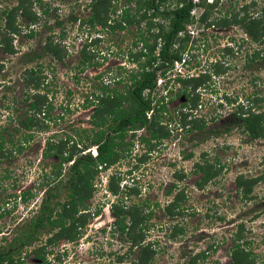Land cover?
I'll return each mask as SVG.
<instances>
[{
  "label": "rangeland",
  "instance_id": "374dc122",
  "mask_svg": "<svg viewBox=\"0 0 264 264\" xmlns=\"http://www.w3.org/2000/svg\"><path fill=\"white\" fill-rule=\"evenodd\" d=\"M15 1L0 0V12L3 8L9 9ZM24 1L28 3V9L40 12L35 0ZM41 1L46 3L45 7L50 13L45 17L53 15L49 19L53 32L39 27V37L36 35L28 38L25 34H17L13 37L17 54L11 56L0 51V61L5 60L4 69L0 71V135L6 139L5 152L0 153V213L11 210L9 214L0 216V231L3 232H0V237H5L7 242L20 227V223L22 225L29 221L36 213L44 196L42 193L45 186L40 184L47 180L46 175L52 171L57 160L56 156L42 155L45 141L54 143L70 135L79 139L85 132L92 133L96 129L91 124V107H84L85 98L101 82L119 86L114 80L124 78L130 67H134L130 53L139 49V44L133 43L132 39L136 37L138 27L140 31L146 28L144 21L124 29L101 25L90 27L86 22L89 0ZM124 1L118 0V3L122 5ZM174 1L169 0L161 7H171ZM130 2L134 7V0ZM202 10L199 5L193 9L195 18ZM39 15L42 19L45 18ZM54 16L59 18L57 20L61 25L54 24ZM259 16L263 23L264 0H218L210 17L214 24L208 28L196 23L188 27L194 36V41L184 55L188 60L184 62V67L176 65L165 77H159L160 83L157 81V88L152 92V96L167 108V113L158 114L159 119L164 122L161 131L171 129L168 137L151 145V153L143 154L140 160L125 156L120 158L119 163L92 179L90 189L93 188V192H90V198L79 206L82 209L80 212L69 214V220L66 221L75 218V223L67 228V239L62 236L55 244L45 245L44 249L49 251L47 255L50 264H135L139 254L149 248L151 264H187L204 250L209 251L205 254L207 257L196 259L194 264H232L231 253L236 242L244 244V249L251 253L253 264H264V179L254 184L252 198L247 201L242 199L234 184L238 173L244 176L264 175V131L257 138H251L241 127L234 126L232 121L236 104L243 101L246 95L251 96L250 101L260 98L258 110L264 116V41H251L239 23L241 18L257 19ZM72 17L77 20L73 21ZM15 22L12 19V23ZM226 22L230 24L224 25ZM60 33L63 35L62 41L57 38ZM48 35L63 43L62 47L67 52L63 61H56L45 52L40 54L38 46ZM224 45H229L230 49L225 51ZM82 46L87 54L92 55L91 63L79 62L77 55ZM32 49L38 50L37 64L43 70L40 74L47 71V79L42 78L41 81H45L42 86L48 92V100L53 102L51 119L43 121L47 123V128H40L38 131L36 128L32 129V139L26 142L20 152H13L7 157L9 145L15 144L9 140H16L21 131H24L21 128L17 130L16 127L29 114L26 111L27 71L24 68L32 63H21L18 55L21 51L28 52ZM257 49L262 51V60L248 62V55ZM6 57H10L8 61ZM214 63H217L219 73L209 75V88L200 97L201 107L197 108V114L208 119L213 128L223 124L229 130L214 136L207 130L188 133L175 129L178 125L170 120L169 115L175 117V110L184 101L179 94L180 87L175 76L177 73L185 76L187 73L196 75L203 70L211 71ZM136 138L129 136V133L125 136V141L133 139L132 155L140 154L143 147H147L142 146ZM93 147L90 146V149ZM88 150L89 148L85 151ZM202 151H208L207 157L211 161L215 157L219 158L225 167L217 177L201 182L198 186L194 184L199 174L193 171V162L199 159ZM190 152H193L194 157H187ZM70 163L62 166L60 201L67 199L65 181L69 177ZM110 173L114 174L111 185L117 190L115 195L108 190L110 184L107 182V175ZM118 175L122 178L120 183H123V187L118 184ZM179 176L181 178L177 180ZM55 182V178L50 176L49 187H56ZM172 182L183 189L179 203L184 208L171 220L163 214L162 208L172 198L163 192ZM33 184H37L34 196L27 201L19 200V191L31 188ZM111 198L117 201L116 207L120 212L123 211L122 206L129 207L132 203L137 204L138 210L143 214L152 209L153 215L143 222L146 226L149 225V229L139 230L135 226L122 234L112 226L110 230H104V233L94 234L93 227H99L103 223L108 225L107 220L112 219V215L108 216L103 210ZM82 220L84 223L81 225ZM176 221L184 225V232L176 238H170V226ZM16 223L18 225L14 228ZM238 223H243L240 236H236ZM84 233L89 234V240L84 239ZM47 236L46 231L40 232L38 241H33V246L27 250L23 249L19 256L22 264H36L39 261L32 256L30 249L44 243ZM130 239H133V243ZM2 241L0 240V244ZM211 244H216V247L211 248L212 251Z\"/></svg>",
  "mask_w": 264,
  "mask_h": 264
},
{
  "label": "trees",
  "instance_id": "16d2710c",
  "mask_svg": "<svg viewBox=\"0 0 264 264\" xmlns=\"http://www.w3.org/2000/svg\"><path fill=\"white\" fill-rule=\"evenodd\" d=\"M130 1L125 0L122 5L118 3V0H89L87 3L89 15L86 22L89 23L90 27L101 25V27H111L112 29H124L132 23L139 25L140 22L144 21L146 28L144 31H140V27H138L139 30L136 36L139 35V38L134 41L135 43L140 42L141 47L136 52L130 53L136 67L130 68L124 78L120 77L116 81L114 80L116 85L120 84L122 87L109 86V82H101V85L91 92L94 101L91 99L88 103L94 102L97 105L91 114L92 124L96 127L92 133L85 132L79 139L74 138V135H70L54 143L49 140L45 141L44 156L55 154L59 157V161L53 165L52 171L46 175L47 180L40 184L45 186V190L39 205L38 215L36 218L31 219L28 226L23 229L21 239L13 238L10 243V250L0 249V264H19L15 258L18 244L21 246L30 244L35 234L41 231L42 228L47 226L51 228L58 227L59 230L54 235L55 239L67 234L66 218H69V214L78 211V206L88 196L98 166L103 165L102 167L106 168L121 156V147H117L116 150L114 146L126 143L124 137L127 130H136L145 126L150 130L151 138L160 139L168 135V132H162L155 127L157 120L152 119L151 122H148L146 117V112L152 106L151 91L156 87L157 79L161 76L165 77L167 71L175 66V62L178 61L183 64L186 61L184 55L187 53L190 43L194 41L193 31H190L188 27L195 23L202 24L205 27L214 24V20H211L210 17L218 0H210V2L206 0H175L172 2L171 7L166 6L164 8L161 5L166 4L169 0H134V12H130L131 8L127 7V3ZM197 5L202 7L203 10L195 18L192 11ZM7 14L11 15V11H8ZM76 19V17H72L73 21H76ZM57 23L60 24V21L57 20ZM239 23L252 40L255 41L260 36L264 41V22L262 23L260 16L257 19L241 18ZM226 24L230 23H224V25ZM145 32L147 34L144 35ZM6 50L12 52L10 46H7ZM62 50H64V53H62ZM43 51L54 57V60H60L64 54H67L60 42H57L54 38H49L44 42ZM87 53L83 46L78 50L79 62L82 64L85 62L91 63L92 55ZM253 55L255 56V52H253ZM40 72V69L38 71L28 70L27 82L29 84L34 83L33 89H37V91L26 96V101H28L26 111L29 114L21 119L20 127H16V129L22 128L24 131H21L16 140L8 139L15 144L9 145L7 157H10L13 152H20L26 142L32 139L34 135L32 129L47 128V124L43 121L45 118H49L51 102L48 101L47 92L41 91L44 89L40 88L42 84ZM198 79L197 77L176 78L183 86V93L186 95H189L190 88L188 85ZM97 89H100V92H97ZM144 90H148L147 96L143 94ZM125 102H128V105L124 107ZM240 111H242V107L238 105L236 112H238V117L242 119L243 116H241ZM263 118V114L260 116L250 113L242 125H245L251 136L258 137L264 131ZM108 121H111V123L106 128L112 130L115 134L106 137L107 129L100 127ZM203 127V122L196 125L198 129H203ZM5 142L6 139L0 135V153L5 152ZM91 145H95L97 148L98 155L96 157H93L90 152L82 153L85 148ZM67 162H71L68 167L69 177L65 181L67 184L65 185L67 199L60 201L62 185L60 176L62 166ZM198 170L204 171L203 179L205 180L208 177L207 171L209 169L200 166ZM214 174H216V171ZM50 176L55 178L56 187H49ZM249 181L243 180L241 177L237 179L238 185L243 187L242 193L244 194L249 191ZM32 195V190H25L22 193V200L26 201ZM176 198H179V194ZM175 207H177V202L168 204L166 208L174 209ZM114 212L120 214L118 211ZM167 214L171 215L173 213L168 212ZM238 227L236 236H240L242 224L240 223ZM181 232H183V228L174 225L169 236L175 238ZM241 245L239 242L235 243V249L231 254V263L251 264L253 262V258L250 257L251 253L242 248ZM192 262L194 260L190 259V263Z\"/></svg>",
  "mask_w": 264,
  "mask_h": 264
},
{
  "label": "flooded vegetation",
  "instance_id": "af4514ba",
  "mask_svg": "<svg viewBox=\"0 0 264 264\" xmlns=\"http://www.w3.org/2000/svg\"><path fill=\"white\" fill-rule=\"evenodd\" d=\"M35 2L38 3V8L40 9V12H38V11L32 9V8L31 9H28V7H27V4L28 3L26 1H24V0H16L15 3H13V4L10 5L9 9L6 10V9L3 8L1 10V12H0V22L2 24V32L0 33V51L2 53L6 54V55H11V56L17 54V49L13 45V40H14L13 37L15 35H17V34H25V36L28 37V38L35 37L36 35L39 37L40 34H41L40 30L38 31V28L39 27L44 28L45 30H48V32H53L52 24L49 21V19L51 17H53V15H51V17L50 16L45 17V15H49L50 14L49 11H48V9L45 7L46 6V3H44L41 0L40 1L35 0ZM22 4H23V6H22ZM128 6L131 8L130 9V12H134V7L131 4V2H128L127 7ZM8 11H11V15H8L7 14ZM39 14H41L45 18L42 19V17ZM55 17L56 16H54V24H58L57 23V19H59V18H55ZM12 19L14 21H16L14 24L12 23ZM61 24L62 23L60 22V24H58V25H61ZM131 25H135V24L132 23ZM240 25H241V23H240ZM244 33L247 34L245 31H244ZM61 35H62V33H60V35H58V37H57L60 40L63 38V35L62 36ZM49 38H54V37L51 36V35L45 36L43 38V41L40 42V44L38 46L39 47V50H40V54L44 53V51H43V44ZM138 38H139V35L136 36V37H134L132 39V42L135 43L134 41L137 40ZM249 38H250L251 41H254V40L251 39L250 36H249ZM260 39H261V37L258 36L257 39H256V41L257 42H260L262 40V39L261 40ZM56 40H57V42H60V45L62 46V44H63L61 42L62 40L61 41L58 40V39H56ZM135 44H139V48L141 47V43L140 42H136ZM7 46H10V49H12V52L6 50ZM223 48H224L225 51H227L228 49H230L229 45H224ZM260 50L261 49L254 50L255 56L253 55V53H251L250 55H248V62H250V61H256V62L261 61L262 60V51H260ZM66 55L67 54H64L63 57L60 60H56V61H60V62L63 61V59H64V57ZM18 56H19L18 58L20 59L21 63H22V61H23V63H26V64L27 63H32L31 65H26V67L24 68V70L27 71V75L25 77V86H26V89H27L26 96H27L28 94H32L33 92H36L37 91V89L36 90L33 89L34 88V83L33 84H31V83L29 84L27 82V78H28V70H33V71H38V69L41 70L40 66H38V64H37L38 63V59H39V57H38V50L37 49H35V50L32 49V50H30L28 52L21 51ZM49 56L52 57L51 55H49ZM9 58L6 57L5 58L6 61H8ZM52 59H54V57H52ZM4 64H5V60L0 61V71L4 69V66H5ZM184 64L185 63L183 62V64L181 65V67H184ZM216 64L214 63L212 65L213 67H212L211 71H209V70L208 71L207 70H203L200 73H197L196 75L187 73V75L182 76V75H180V73H177L176 72L177 75L175 76V80H176L177 77H197L199 79L196 80V81H193L192 84H189L188 85V87L190 88L189 89V95H186L185 93H183V86L180 84V82H178L176 80V83L180 87L179 88V94H181L183 96L184 101L182 102V104L180 105V107L175 110V113H176L175 117L174 116L172 117V115H169L170 116L169 117L170 120L172 119V121L175 124L178 125V127L175 128V129H179L180 131L181 130H184V131H186L188 133H191L193 131L198 132V131H202V130H207L208 133H211L214 136L220 135L222 132H227L229 130V127L226 126V125L224 127L223 124H221L219 127L213 128L214 126L213 125H210V123H209L210 121L208 119H205V118L202 117V115L199 116L197 114V108L198 107H201V104H199V101H201L200 100V97L203 94V92L207 91L208 88H209V81H208L209 80V75L215 76V74H218L219 73L218 70L216 69ZM135 67H136V63H134V67L132 66L130 68H135ZM172 70H173V68L170 69L167 72H170ZM41 71H43V70H41ZM46 74H47V71H45L43 74H40L44 80L47 79V76H45ZM44 80L41 81L42 82V84L40 85V88L41 89L42 88L44 89V86H42L44 84V82H45ZM6 86H8V85H6ZM119 86L122 87V85H120V84H119ZM156 88H157V83H156V87L151 91V94H150V98L152 100L151 101V105L152 106L146 112V117L148 118V122H151L152 119L157 120L158 122H157V124H156L155 127L158 128V129H160L161 128V125L164 122H162L159 119L160 115L158 113H162V114L167 113V108L165 107V105H163L164 104L163 102H161L162 104H160V101L158 102L152 96V92ZM41 91H44V90H41ZM45 92H47V91H45ZM91 92L85 98L84 107L85 108L91 107V110H92V113H93V111L96 109L97 105L94 102H91L92 104L90 102L88 103V101L91 100L92 97H93L92 94H91ZM97 92H100V89L97 90ZM143 94L147 96L148 90H144ZM47 95H48V92H47ZM26 96H25V99H26ZM250 98H251L250 95H246L243 101H240V102H238L236 104V110H237L238 105H241L242 111H240V114H241V116H243V118L242 119L239 118L238 117V112H236V110H235L232 113L233 116H234L232 118V121L234 122V126L239 127V128L241 127L251 138H257V137L251 136L249 134V132L247 131V129L245 128V125L244 126L242 125L243 121L245 120V118L247 116L250 115V113L251 114H254V115H260V116L263 114L262 111H259L258 110V106L261 104L260 98L259 99H256L255 98L252 101H250ZM226 100H227V98H226ZM48 101L51 102V100H48ZM92 101H94V99H92ZM244 101L246 102L245 104L243 103ZM228 102H229V100H228ZM126 105H128V102H125L124 107ZM52 108H53V102H51L50 109H52ZM90 117H91V115H90ZM49 119H51L50 114H49V118L48 119H46V118L44 119V122H47ZM202 122L204 123L203 129L196 128L197 123L198 124H202ZM110 123H111V121H108L105 125L101 126L100 128L105 129ZM45 124H47V123H45ZM91 124H92V121H91ZM169 130H171V129H167L165 131V132H168V135H169ZM32 132H33V130H32ZM127 133H129V136H136L137 137L136 138L137 141L139 143H141L142 146H145L146 145L147 147H145V148L143 147V150H142V152L140 154H133L132 155L131 151L133 150V147H131V146L133 144V139H130L128 141H125V137H124V142H126V143H122V144H119V145H115L114 146V147H116V150L118 149L117 147H121V149H120V151L122 152L121 153V156H119V158L115 162L111 163L106 168H103L102 167L103 165H99L98 166V170H97L95 176L97 174H99L100 172L105 171L108 167H111L112 165H114L116 163H119L120 162V158H124L125 156L126 157L127 156H130V157L133 156V159H135V160L136 159H139L140 160V157L143 154H150L151 153L150 152L151 151V147H150L151 145H156L157 142H160V140H162L163 138L168 137V135H167V136H164V137H162L160 139L151 138V136H150V130L147 129V127H145V126L139 128V129H136V130L135 129L134 130H127ZM114 134H115V132H113L112 130L107 129L106 130V133H105V136L107 137L109 135H114ZM91 146H94V147L90 149V146H89V147H87V148H89V150L88 151H85L87 149V148H85L82 151V153L90 152L93 157H96L98 155L97 148H96L95 145H91ZM45 148H46V143H44L43 154H42L43 156H44ZM67 148H69V147H67ZM124 153L127 154V155H124ZM47 156H50V155H47ZM53 156H56L57 160H56V162L54 164H57L58 161H59V157L57 155H55V154ZM207 156H208V151H202L200 153V155H199V159H195V161L193 162V171H195L197 174H199V178L196 181H194V184L195 185L200 186L201 185V182H206V181H209L210 179H213L214 177H217L220 174L221 169L225 167L224 163H222V161L219 158L215 157L211 161L210 159H208ZM187 157L188 158L194 157L193 152L188 153L187 154ZM200 166L206 167V168L209 169L207 171L208 172V177H206L205 180L203 179L204 171L198 170V168ZM215 171H216V174H214ZM113 176H114L113 173L108 174L107 175V177H108V181L107 182L110 184L108 186L109 192H112L113 195H115L117 190H115L112 187V185H111V178H113ZM240 177L243 180H247V181L251 180V181H249V191H247L245 194L242 193V188L243 187L240 186V185H238V182H237V179L240 178ZM180 178L181 177L179 176L177 180H180ZM117 179L119 180L118 181V184H122L121 187H123L124 186L123 183H120L121 180H122V178L120 179V176L118 175L117 176ZM260 179H264V175L257 174V175H254V176H250V175L244 176L242 173H238L236 175V177L234 179V184L237 187L239 193L242 195V197H243L242 199L243 200L247 201V200H250L252 198L251 193H252L253 186ZM92 185H93V182H92ZM92 185H91V187H92ZM35 186H37V184L36 185L33 184L31 188H28L29 190H32V192H33V195L31 197H33L34 194H35V192H36V189H35L36 187ZM28 189L25 188V189H22V190L19 191V195H18L19 196V200H22V193H23V191L28 190ZM90 192L91 193L93 192V188H92V190ZM90 192L87 194L88 196L82 201V203L80 205H82L83 202L86 199L90 198V195H91ZM163 192H164V194L166 196H171L172 197L171 199H169L167 201V203L162 208L163 214L167 215L172 220L179 213H181V211L184 208L179 203V198H180V195L183 192V189L178 188L177 187V183L172 182V183L168 184V187ZM173 192H175V193L173 194ZM178 194H179V198H176V196ZM42 195H43V193H42ZM31 197H29V198H31ZM118 199H119V197H118ZM116 202L117 201H114V199L111 198V201L106 203L107 205H106V207L103 208V210H105V212L107 213L108 216L111 214L112 215V217H111L112 219H111V221L110 220H107L108 225H105L103 223L99 227H93L94 228V234L95 233H98V232L104 233V230H106V229L107 230H110L112 226H115L116 230L119 231L122 234L125 233L126 231H128L129 229H131V227H135V226L139 230H145V228H146V231H147L149 229V225L146 226V223L143 224V222H145L147 218L149 219L151 217V215H153L152 209H150V210L148 209L147 213L143 214L142 212H140V209L138 210L137 204H135V203L133 204L132 203L133 205L131 204V205H129V207H128V205L122 206L123 211L120 212V211L117 210ZM173 202H177V207H175L174 209H167L166 208L167 205L168 204H171ZM40 203H41V201H40ZM39 205H38V209H37L36 213H34V215L31 216V219L36 218V216L38 215ZM79 206H78V211H76L77 213L82 210V209H80ZM13 208H14V206L11 209L13 210ZM137 210L140 212V214L137 212ZM10 211L11 210H3L0 213V216H4L6 214H9ZM84 211H86V210H84ZM114 211H118L120 214H116ZM134 212H137V213L135 214ZM168 212H172L173 214H171V215L170 214H167ZM96 216H98V215H96ZM31 219H29V221ZM66 219L69 220L68 217ZM71 220L69 222H66L67 228H68V226H72L75 223V218H73ZM29 221H25L22 225L20 223V227H18L16 229L15 234L11 237V239L8 242L6 241V238L5 237H0V240L1 241L3 240L2 241V244H0V249L3 248L4 251L10 250L11 249L10 243L13 241V238L14 237H17L18 239H21V237H22L21 236L22 231H23V229H25L28 226ZM136 221H138V222H136ZM83 223H84V220H82L80 224L82 225ZM172 224L173 225L170 226L169 235H170V232H171V230H172V228H173L174 225H176L177 227H180L181 226L183 228V232H184V225L180 224L178 221H176V222H174ZM239 224L240 223H238L237 225H239ZM241 224L243 226V223H241ZM17 225H18V223H16L14 225V228L17 227ZM121 226H122V228H121ZM58 230H59L58 227L51 228L50 226H47L45 228H42L41 231H38L35 234V237H34V239H32V241H31L30 244H25L23 246H21V245L18 244V247L19 248L16 246L17 247V251L15 253V258L17 259V262L19 264H22L21 259H20L19 256L23 252V249H26L27 250L28 247L33 246L32 245L33 244V241H38V237L40 235V232H43L44 233L46 231L47 234H48V236L46 237L45 242L37 245L33 249H30V252L32 253V256L33 257H36L37 260H39L36 264H50V261H49L50 258L47 255L49 253V251H46L44 249L45 248V245L47 243L48 244H55V242H57V240L60 239L62 236L64 238H66V236H67L66 234H63V235L59 236L57 239H55V236L54 235H55V233ZM91 230H92V228L90 229V231ZM241 230H243V228ZM0 232L3 234L2 231H0ZM183 232L178 233L177 236L183 234ZM84 235H85L84 236V239H88L89 238L88 237V235H89L88 233L87 234L84 233ZM169 235H168V237H170ZM240 235H242V234H240ZM177 236H175V238ZM4 241H6V243H3ZM130 241H132V243H133V239H130ZM242 245H244V244H242ZM242 245H241V247L244 248ZM212 247L213 248L216 247V244H211L210 245V250L211 251H212V249H211ZM147 251H149V254L147 253ZM147 251L144 252V253L139 254V256L135 259V261H136L135 264L136 263L141 264V262H142V264H151V262H150L151 261V255H150L151 248H149ZM208 252H209L208 250H204V251H202L199 254L197 253V255L194 256L195 259L194 258H191V259L195 261L196 259L203 258V257H207L206 255L208 254ZM251 259H252V257H251ZM253 263H254V258H253V262H251V264H253ZM63 264H66V263H63ZM187 264H194V262L190 263V261H189V262H187Z\"/></svg>",
  "mask_w": 264,
  "mask_h": 264
},
{
  "label": "built area",
  "instance_id": "2783aa9c",
  "mask_svg": "<svg viewBox=\"0 0 264 264\" xmlns=\"http://www.w3.org/2000/svg\"><path fill=\"white\" fill-rule=\"evenodd\" d=\"M192 13H193V11H192ZM176 65H180V66H181L182 64H181V62H178V61H177V62H175V66H176ZM175 66H174V67H175ZM157 81H158V83H160V79H159V78L157 79Z\"/></svg>",
  "mask_w": 264,
  "mask_h": 264
}]
</instances>
